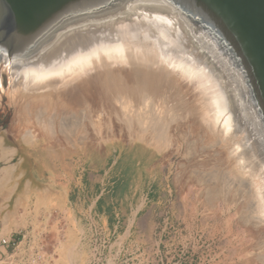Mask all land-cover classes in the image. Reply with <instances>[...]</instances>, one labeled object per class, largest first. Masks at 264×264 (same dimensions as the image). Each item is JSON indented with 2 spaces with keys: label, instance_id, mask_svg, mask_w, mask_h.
<instances>
[{
  "label": "bare ground",
  "instance_id": "1",
  "mask_svg": "<svg viewBox=\"0 0 264 264\" xmlns=\"http://www.w3.org/2000/svg\"><path fill=\"white\" fill-rule=\"evenodd\" d=\"M129 2L124 7L115 2L100 11L75 12L58 25L74 26L35 41L31 47L35 49L21 55L27 60L16 66L8 96L18 109L22 135L35 140L37 128L52 135L58 128L72 133L78 126L86 129L87 109L73 110L70 104L93 79L108 94L127 89L148 97L167 87L182 89L192 97L186 107L193 116L187 140L193 160L208 155V161H222L212 170H198L207 197L213 201L220 193L225 200L239 196L247 206L244 221L264 225V120L257 112L245 113V104L250 105L247 97L254 93L244 71L246 61L230 48L216 50L218 40L200 35L199 47L225 68L241 71L245 87H235L238 78L229 71L222 83L209 65L192 54L184 32L188 26L161 0ZM2 16L0 4V23ZM126 72L130 77L123 76ZM2 99L0 94V103ZM132 115L126 122L131 130L144 121L150 132L172 142L164 136L168 124L155 130L159 115L148 109ZM251 127L255 135L248 133Z\"/></svg>",
  "mask_w": 264,
  "mask_h": 264
},
{
  "label": "rangeland",
  "instance_id": "2",
  "mask_svg": "<svg viewBox=\"0 0 264 264\" xmlns=\"http://www.w3.org/2000/svg\"><path fill=\"white\" fill-rule=\"evenodd\" d=\"M127 72L123 73L125 78L130 77ZM168 74L173 78L170 71ZM93 80L78 91L70 104V109L84 108L90 114L86 129L78 126L73 133L71 129L58 128V133L52 135L36 127L37 138L30 140L22 135L18 109L10 97L8 101L1 100L0 132H7L19 150L14 162L24 157L22 168L27 171L24 178L33 174L36 180H47L52 170L48 152H55L57 168L62 169L63 159L72 167L69 192L76 196L80 190L79 166L85 165L87 154L89 191L101 184L106 193L111 186V172L107 170L112 160L119 152H122V160H130L134 158L133 153H129L133 150L131 146L144 145L155 152L153 162L157 163L152 166L153 186L138 188L140 195H146L150 189V200L141 203L134 233L121 234L123 244L118 247L120 253L114 264H264V225L255 227L244 221L242 216L247 206L239 196L225 200L220 193L211 201L206 195V185L198 178V170H212L216 164L222 165V161L217 163L214 158L208 161L207 158H211L208 155L196 156L193 160L187 146L188 132L193 128V116L186 107L191 96L172 87L148 97L135 95L127 89L108 94ZM145 109L159 115H155V130L158 127L161 131L168 124L164 136L167 135L173 145L157 132H150L144 119L145 126L138 124L132 130L128 127V116ZM77 220L69 221L68 237H74ZM61 234L59 232L57 237L63 238ZM45 236L49 244L54 237L51 227ZM76 248L74 244L70 247L72 264H78Z\"/></svg>",
  "mask_w": 264,
  "mask_h": 264
},
{
  "label": "water",
  "instance_id": "3",
  "mask_svg": "<svg viewBox=\"0 0 264 264\" xmlns=\"http://www.w3.org/2000/svg\"><path fill=\"white\" fill-rule=\"evenodd\" d=\"M110 1L0 0L3 10L0 46H4L0 48V94L3 99H9L8 92L12 88L16 66L24 65L27 60L21 58V55L27 54L28 50L31 53L35 49L31 48L35 41L43 39L46 35L65 32L74 26L65 24L62 28L63 26L58 25L75 12L100 11L108 3L118 2V7L130 3V0ZM161 1L188 26L185 25L187 28L184 32L192 54L202 60L203 64L209 65L222 83L226 79L225 72L229 71L234 78H238L235 87H245L241 71L225 68V64L216 60V56L199 47L200 35L218 40L221 44L217 43L216 50L226 51L225 47L230 48L246 61L244 71L254 93L247 97L250 105L245 104V113L251 116L257 112L264 120V0ZM56 30L59 31L53 33ZM253 129L249 128L248 133L255 135ZM262 134L264 135V131Z\"/></svg>",
  "mask_w": 264,
  "mask_h": 264
},
{
  "label": "crops",
  "instance_id": "4",
  "mask_svg": "<svg viewBox=\"0 0 264 264\" xmlns=\"http://www.w3.org/2000/svg\"><path fill=\"white\" fill-rule=\"evenodd\" d=\"M135 145L137 147L132 145L133 150H129L134 158L122 160V152H119L116 159L110 163L107 171L111 172V186L106 193L101 184H96L89 191L86 176L87 154H85V165L79 166V194L73 196L69 192L72 167L66 163L65 159L61 165L62 169L57 168L59 166L56 164V154L55 152L50 154L49 151L48 159L51 160L49 164L52 170L48 173L47 180L44 182L36 180L33 174L24 178L27 172L22 168L24 157L14 162L13 158L19 150L14 147L12 137L7 132H0V164H2L0 168V237L19 239L25 230L38 231L46 222V214L53 211L56 213L51 225L54 237L46 247L48 252L56 248V255L51 264H72L69 255L70 247L73 244L77 245L79 231L85 225L87 212L91 206L96 209L102 223L110 231L124 236L132 235L134 233V222H131L133 214L141 209V203L150 200L151 193L149 189L146 195L144 193L140 195L138 188L153 186L154 167L152 166L157 164L153 162L156 157L155 152L144 145ZM82 174L83 178H81ZM57 216L62 219H57ZM72 219L77 220L78 223L74 230V237L71 238L67 236V230L70 226L69 221ZM61 220L66 225H63ZM56 222L61 224L57 225ZM58 226L62 228L59 229ZM58 231L62 233L63 238L57 237ZM73 239H77L76 243H71ZM76 250L79 252L78 264H85L87 249L76 248Z\"/></svg>",
  "mask_w": 264,
  "mask_h": 264
},
{
  "label": "built area",
  "instance_id": "5",
  "mask_svg": "<svg viewBox=\"0 0 264 264\" xmlns=\"http://www.w3.org/2000/svg\"><path fill=\"white\" fill-rule=\"evenodd\" d=\"M139 211H135L131 222H135ZM54 214L53 211L46 214V222L38 231L25 230L19 239L0 237V264H51L56 248L47 251L45 234L52 225ZM84 223L76 247L87 249L85 264H114L120 253L118 247L123 244L121 234L110 231L93 206L89 208Z\"/></svg>",
  "mask_w": 264,
  "mask_h": 264
}]
</instances>
